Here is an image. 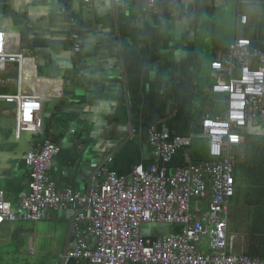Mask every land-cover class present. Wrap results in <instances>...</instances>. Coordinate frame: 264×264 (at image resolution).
<instances>
[{
  "label": "crops",
  "instance_id": "1",
  "mask_svg": "<svg viewBox=\"0 0 264 264\" xmlns=\"http://www.w3.org/2000/svg\"><path fill=\"white\" fill-rule=\"evenodd\" d=\"M147 2L0 0V30L10 34L12 47L26 53L22 74L15 63L0 71V93L22 90L44 100L39 132L18 138L9 123L0 127V190L14 207L29 191V149L47 139L59 146L50 169L59 190L86 193L96 171L93 164L101 172L99 180L110 171L129 176L136 165L159 162L149 141L151 125L194 138L205 114L224 111V94L212 91L219 79L211 65L228 55L233 41L249 38L264 50V0H161L156 8ZM241 15H247L246 24ZM72 34L79 36V51ZM0 115L13 118L14 106H0ZM246 130L245 135H264V126ZM203 137L202 156L208 154ZM238 148L228 250L264 254V192L245 185L251 157L240 159ZM187 153L195 161L206 159L197 158L191 146L174 155L169 172L188 162ZM74 218L70 206L48 208L37 222H7L0 228V264L16 258L34 264H89L64 261L74 245ZM53 225L60 228L57 237L64 246L46 262L47 252L36 241ZM170 231L171 226L161 224L144 228L147 237ZM11 254L15 259L5 262Z\"/></svg>",
  "mask_w": 264,
  "mask_h": 264
},
{
  "label": "built area",
  "instance_id": "2",
  "mask_svg": "<svg viewBox=\"0 0 264 264\" xmlns=\"http://www.w3.org/2000/svg\"><path fill=\"white\" fill-rule=\"evenodd\" d=\"M89 1V0H86ZM116 2L122 0H114ZM161 0H148L156 8ZM65 12V9H63ZM247 15L240 16L242 24ZM10 34L0 30V71L8 64L21 66L26 53L12 47ZM78 35L75 49L80 50ZM219 79L214 93L224 94L225 109L205 114L200 122L208 139V158L192 160L169 172L168 164L180 150L190 149L192 135L172 134L155 125L148 136L159 162L139 164L129 176L110 171L99 180L95 173L86 193L71 187L59 190L50 169L60 148L47 139L25 156L30 167L29 191L14 207L0 190V228L7 222L42 219L48 208L72 207V248L64 261L89 264H264V258L233 254L228 250V208L236 191L237 148L246 128L264 126V50L249 38L239 37L228 55L211 65ZM0 100L14 103L15 134L39 132L43 126L41 95L0 93ZM1 117V115H0ZM167 224L172 231L147 237V225Z\"/></svg>",
  "mask_w": 264,
  "mask_h": 264
},
{
  "label": "trees",
  "instance_id": "3",
  "mask_svg": "<svg viewBox=\"0 0 264 264\" xmlns=\"http://www.w3.org/2000/svg\"><path fill=\"white\" fill-rule=\"evenodd\" d=\"M251 129V128H246ZM248 130L245 131V133ZM194 138L192 151L193 154L197 156V158H208L207 155L204 154V141L206 140L203 137V129L201 126H197L194 129ZM245 135V134H244ZM239 158L250 155V160L248 161L249 167L246 170V175L244 176L245 185L248 187H254L262 190L264 192V135L251 134L247 133L244 136L243 142L238 148ZM256 160V161H254ZM263 202V201H262ZM261 230V229H260ZM264 228L262 229V231ZM264 232V231H263ZM156 236H150V238L154 239ZM249 255L258 256L264 258V254L259 252L258 250L250 251ZM5 264H34L28 260H22L16 258L13 262L5 263Z\"/></svg>",
  "mask_w": 264,
  "mask_h": 264
},
{
  "label": "rangeland",
  "instance_id": "4",
  "mask_svg": "<svg viewBox=\"0 0 264 264\" xmlns=\"http://www.w3.org/2000/svg\"><path fill=\"white\" fill-rule=\"evenodd\" d=\"M57 231L60 233V228L57 227L56 225L48 227V231L46 235H44V238L39 240L38 242L36 241L37 247H42L45 248L47 252L46 256V262H52L53 261V256L58 255L59 251L62 250L64 243L62 239H59L57 237ZM39 251L38 249L35 251V253ZM26 254V253H25ZM13 254L9 256L8 258L5 259V262L8 261H13L15 258H13ZM34 260H37V257L35 255H30Z\"/></svg>",
  "mask_w": 264,
  "mask_h": 264
},
{
  "label": "water",
  "instance_id": "5",
  "mask_svg": "<svg viewBox=\"0 0 264 264\" xmlns=\"http://www.w3.org/2000/svg\"><path fill=\"white\" fill-rule=\"evenodd\" d=\"M54 100H56V99H54ZM46 105L47 104H45V107H46ZM0 106H14V103H9V102H6V101H2V100H0ZM7 123H9V128L11 129V130H14V133H15V124H16V121H15V118L13 117V118H7V119H5V118H2V116L0 117V127H2V126H4L5 124H7ZM32 134L33 132H23L21 135H20V137L22 136V135H24V134ZM16 135V134H15ZM20 137H18V138H20ZM169 226V225H167V224H161V226ZM158 235V234H157ZM157 235H155V236H157Z\"/></svg>",
  "mask_w": 264,
  "mask_h": 264
}]
</instances>
